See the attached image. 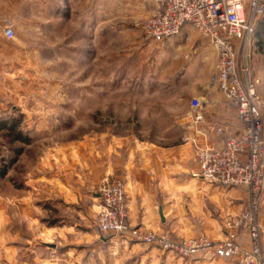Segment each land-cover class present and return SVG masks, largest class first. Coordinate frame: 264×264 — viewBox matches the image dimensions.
I'll return each instance as SVG.
<instances>
[{
	"label": "crops",
	"instance_id": "1",
	"mask_svg": "<svg viewBox=\"0 0 264 264\" xmlns=\"http://www.w3.org/2000/svg\"><path fill=\"white\" fill-rule=\"evenodd\" d=\"M66 1L69 14H79L83 34H89L90 28L99 30L100 0L92 11L90 0ZM75 2H81L80 10L74 9ZM191 32L194 30L185 26L179 35ZM251 38L247 46H253ZM121 53L120 73L98 80L116 88L129 84V91L113 93L121 95L113 109L105 102L103 109L99 103V115L113 116L108 129L115 133L96 149L93 145L84 149L79 166L73 150H49L50 171L40 162L32 179L25 180L27 192L21 201L0 203V264H235L211 255L181 259L153 244L98 231L94 216L98 203L93 200L99 199L97 190L106 177H118L125 184L130 226L158 236L221 240L225 237L223 221L248 207L246 189L193 177L197 170L193 143L220 146L217 127H223L226 134L240 132L234 109L210 83L216 61L214 46H131ZM251 55L253 48L246 53L247 68ZM248 72L257 91L259 79ZM97 94L99 100H105L107 92L99 87ZM193 98L203 103V119L191 126ZM159 116L173 117L180 141L169 134L153 133ZM170 127L169 123L165 130ZM85 196L91 200L87 208L79 205ZM238 237L248 245L242 233Z\"/></svg>",
	"mask_w": 264,
	"mask_h": 264
},
{
	"label": "rangeland",
	"instance_id": "2",
	"mask_svg": "<svg viewBox=\"0 0 264 264\" xmlns=\"http://www.w3.org/2000/svg\"><path fill=\"white\" fill-rule=\"evenodd\" d=\"M66 2L0 0V120H18L14 128L27 138L25 143L12 141L6 129L0 131V203L21 201L27 192L25 180L32 179L40 162L50 171L46 157L54 147L73 150V160L79 166L84 149L89 145L96 149L111 139L115 131L108 128H112L113 116L99 115V103L101 106L105 102L108 109H113L114 103L121 101V95L113 93L130 88L129 84L116 88L112 83L99 84L98 80L99 76L104 79L120 73L121 51L131 46H213L196 31L160 44L145 40L142 25L157 11L152 0H100V28H90L89 34L82 33L79 14L74 12L72 17ZM97 2L90 0V11ZM80 8L81 2H75L74 9ZM7 26L13 30L12 38L4 35ZM251 37L253 46H247L246 53L253 48V55L247 65L259 79L257 91L264 100V17L256 21ZM70 43L73 45L67 46ZM99 87L107 92L105 100L98 99ZM172 119L159 116L153 133L169 134L172 140L180 141ZM169 123L171 130L167 131ZM19 149L21 152L16 154ZM61 172L64 174L63 169ZM93 201L99 203V199ZM90 202L85 196L79 205L87 208ZM260 207V219L264 221V199ZM239 233L248 245L241 242ZM235 234L241 246H251L245 230L238 229ZM261 245L264 254V239Z\"/></svg>",
	"mask_w": 264,
	"mask_h": 264
},
{
	"label": "built area",
	"instance_id": "3",
	"mask_svg": "<svg viewBox=\"0 0 264 264\" xmlns=\"http://www.w3.org/2000/svg\"><path fill=\"white\" fill-rule=\"evenodd\" d=\"M152 2L158 10L142 25L145 40L160 44L190 26L216 49L210 83L218 87L234 109L240 132L226 134L223 127H217L215 133L222 138L220 146L193 143L197 164L193 177L208 184L246 189L248 207L223 221L225 237L221 240L206 236L186 239L158 236L130 226L125 184L118 177H106L98 188L97 229L111 237L153 244L163 253L181 259L211 255L232 258L237 264H264L261 245L264 221L260 219L264 199V100L249 78L245 63L247 42L256 21L264 17V0ZM4 35L13 37L11 26L5 28ZM190 105L191 126H194L203 119V103L193 98ZM238 229L245 230L251 246L245 248L238 243L235 234Z\"/></svg>",
	"mask_w": 264,
	"mask_h": 264
},
{
	"label": "trees",
	"instance_id": "4",
	"mask_svg": "<svg viewBox=\"0 0 264 264\" xmlns=\"http://www.w3.org/2000/svg\"><path fill=\"white\" fill-rule=\"evenodd\" d=\"M18 120L12 118V119H1L0 120V131L3 129H6V133L8 136H10L12 141H18L21 143L27 142V138L22 135V133L19 130H15L14 125H17ZM21 150H17L16 154H19ZM12 163V162H11ZM10 165V164H9ZM8 165V166H9Z\"/></svg>",
	"mask_w": 264,
	"mask_h": 264
}]
</instances>
